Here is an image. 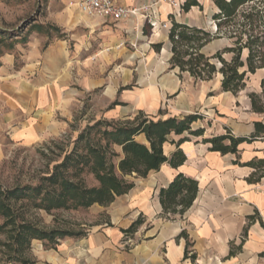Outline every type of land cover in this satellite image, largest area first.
<instances>
[{
    "label": "crops",
    "instance_id": "1",
    "mask_svg": "<svg viewBox=\"0 0 264 264\" xmlns=\"http://www.w3.org/2000/svg\"><path fill=\"white\" fill-rule=\"evenodd\" d=\"M114 1L129 8L148 7L146 13L131 17L140 33L146 16L156 21V27L140 48L148 52L141 62L140 73L133 74L125 62L120 65L112 62L111 51L125 49L126 40L115 38L111 27L77 12L72 4L73 8L60 7L62 11L50 7L48 17L38 24L56 26L64 37L49 41L51 34L31 31L11 47L12 53L0 56L2 131L12 142L23 146L52 139L72 123L83 93L101 87L104 100L113 101L118 95L119 101L116 109L107 108L105 118L132 119L140 112L152 120L198 114L200 119L192 123L191 129H201L203 134L172 135L170 140L175 142L184 136L189 138L179 145L186 157L182 165L172 168L164 163L145 178L127 176L134 184L127 194L116 197L107 207L88 208L96 215L102 213L104 221L92 223L84 236L59 240L55 249H45L41 241H34L29 258L34 264H264V178L249 182L255 170L245 165L264 160V136L238 146L239 164L234 163L236 155H221L203 142L227 133L235 138H249L254 132V122L264 123V116L251 111L247 95L222 92L220 74L214 87L209 86L211 80L195 84L187 73L180 77L178 68L170 69L169 64V29L162 24L167 23L170 28L174 19L214 32L212 16L218 10L213 0H197L201 7L193 6L188 12L162 0ZM113 23L126 25L124 21ZM46 41L49 42L44 45ZM217 42L222 45L216 50L226 45L224 40H215L202 51ZM157 43L162 44L159 52L152 48ZM96 46L97 50H93ZM99 47L103 49L101 52ZM160 56L163 59L158 60ZM110 68L123 70L122 76L116 78L111 71L100 77L99 69ZM257 75L259 84L262 72H256ZM136 140L146 143L143 135ZM176 149V144L170 141L163 144L167 157ZM177 174L195 179L198 193L182 216L165 219L158 194ZM139 216L144 223L133 236H125L122 230ZM182 231L191 243L194 260L184 258L186 240L179 237ZM242 240L241 250L229 257L231 244L238 246Z\"/></svg>",
    "mask_w": 264,
    "mask_h": 264
},
{
    "label": "trees",
    "instance_id": "2",
    "mask_svg": "<svg viewBox=\"0 0 264 264\" xmlns=\"http://www.w3.org/2000/svg\"><path fill=\"white\" fill-rule=\"evenodd\" d=\"M217 13L212 16L216 25L214 32L171 20L168 40L171 48L170 69L178 68L179 76L187 73L195 81H210L221 75V91L234 96L245 90L250 76L261 71L259 90L247 93L253 113L264 116V0H213ZM201 7L197 0H184L181 10L188 12L191 7ZM31 31L42 35L59 32L56 26L34 23ZM215 40H224L226 45L212 54L202 49ZM155 52L162 48L161 43L153 44ZM113 105H118L114 103ZM200 119L198 114H188L181 118L169 117L152 120L143 113L132 119L97 120L87 125L77 136L72 150L65 153L60 162L55 163L50 172L41 176L35 185L17 186L6 189L0 186V253L1 264H34L28 254L33 241H41L45 249H55L58 241L65 237H81L84 232L67 229H46L30 222L25 217L27 210H40L51 214L57 210L88 209L93 205L107 207L116 197L127 194L133 182L127 176L145 178L150 171H157L167 163L177 168L186 161L179 145L189 138L184 136L177 142L170 140L172 135L201 136L203 130H192V123ZM143 135L146 143L136 140ZM264 136V123L254 122V132L249 138H235L229 133L203 139L210 150L221 155H236L238 146ZM176 144L177 149L170 157L163 152L166 142ZM118 147L120 152H116ZM80 148V149H79ZM117 162L113 163L112 158ZM254 168L249 182L264 178V160L259 159L245 164ZM92 175L95 185L88 186L82 173ZM198 193L195 179L177 174L167 187L158 194L165 219L182 216L193 204ZM253 217L249 218L252 222ZM144 223L139 216L126 230L125 236H133ZM247 230H244V236ZM179 237L186 240L184 258L195 259L190 252L191 243L182 231ZM231 244L228 256L241 250Z\"/></svg>",
    "mask_w": 264,
    "mask_h": 264
},
{
    "label": "rangeland",
    "instance_id": "3",
    "mask_svg": "<svg viewBox=\"0 0 264 264\" xmlns=\"http://www.w3.org/2000/svg\"><path fill=\"white\" fill-rule=\"evenodd\" d=\"M80 0H72L71 4L79 11L78 3ZM67 3H63L61 0H0V56L6 52H11V47L21 42L30 33V26L34 23L44 22V19L48 17L49 8L60 9V7L73 8ZM59 11H62L60 9ZM93 20L100 21L111 27L114 35L118 38L120 36L125 42V49L120 51H111L112 62L121 64L125 62V65L130 66L131 72L140 73L141 62L146 59L148 52L140 49L142 48L144 41L148 33L151 31V26L147 20L144 22L143 27L138 32L137 24L133 22L134 18L124 20L125 26L113 23L109 20H104L99 17H90ZM128 24V25H127ZM147 30L149 32H147ZM139 35V36H138ZM53 38H61L64 35H60L58 32H51ZM142 36L143 38H140ZM114 40V39H113ZM46 41L44 45L48 44ZM95 42V41H94ZM98 45V44H97ZM222 45V42H217L205 48L203 52L205 54H212L217 48ZM99 46V45H98ZM93 50H97V46L93 47ZM103 49L99 47V52ZM154 51V50H153ZM98 52V54H100ZM151 52V51H149ZM135 54V55H133ZM134 56L133 58H131ZM163 59L162 56L157 58ZM18 57L15 59V68L18 67ZM129 61V62H128ZM113 71L116 78L121 77L123 70L110 68L109 70L99 69L100 77H106ZM219 77L216 75L210 82L209 86L214 87ZM195 81V80H194ZM258 75H252L247 81L245 90L239 92L237 95L244 96L251 91H258L259 84H257ZM200 81H195V84ZM134 85L131 84V87ZM104 89L99 87L90 92H84L81 98L80 108L74 113L72 123L69 124L67 130L60 135L48 139L46 141L23 146L12 142L9 136L2 131L0 126V186L6 189L14 188L24 185H35L41 176L50 172L52 166L60 162L65 153L72 150L75 140L78 134L87 126L92 125L97 120H125L128 118H114L108 119L103 115L107 108L114 107L119 103L118 95L113 101L107 102L104 100ZM80 149V148H79ZM114 150L118 152L119 148L114 147ZM112 162L116 163L117 158H112ZM82 178L88 186L95 185V182L87 172L82 173ZM22 212H25V217L33 223L38 224L40 227L51 229L61 228L74 232L87 233L90 230L92 223L99 220H105L104 215L100 213L96 215L94 212L88 209L78 210H57L51 214H47L40 210H27L24 208ZM34 244V241L32 242ZM32 249V247H31ZM29 252L28 256L30 255ZM3 261L2 254L0 253V264ZM16 264V263H12Z\"/></svg>",
    "mask_w": 264,
    "mask_h": 264
},
{
    "label": "built area",
    "instance_id": "4",
    "mask_svg": "<svg viewBox=\"0 0 264 264\" xmlns=\"http://www.w3.org/2000/svg\"><path fill=\"white\" fill-rule=\"evenodd\" d=\"M171 4L174 8L181 10L183 0H162ZM79 11L89 17H99L112 22H119L146 13L148 7L129 8L116 3L114 0H80ZM182 11V10H181ZM151 29L156 27V21L152 16H146ZM163 28L169 29L167 23L162 24Z\"/></svg>",
    "mask_w": 264,
    "mask_h": 264
},
{
    "label": "bare ground",
    "instance_id": "5",
    "mask_svg": "<svg viewBox=\"0 0 264 264\" xmlns=\"http://www.w3.org/2000/svg\"><path fill=\"white\" fill-rule=\"evenodd\" d=\"M156 36L159 38V37H160V34H158V33H157V35H156ZM218 76H219V75H218Z\"/></svg>",
    "mask_w": 264,
    "mask_h": 264
},
{
    "label": "water",
    "instance_id": "6",
    "mask_svg": "<svg viewBox=\"0 0 264 264\" xmlns=\"http://www.w3.org/2000/svg\"><path fill=\"white\" fill-rule=\"evenodd\" d=\"M221 76V75H220Z\"/></svg>",
    "mask_w": 264,
    "mask_h": 264
}]
</instances>
